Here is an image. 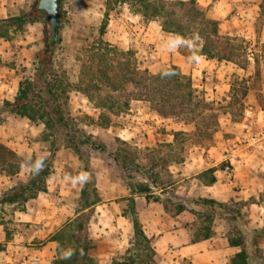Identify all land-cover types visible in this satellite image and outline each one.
Returning a JSON list of instances; mask_svg holds the SVG:
<instances>
[{"label":"rangeland","instance_id":"1","mask_svg":"<svg viewBox=\"0 0 264 264\" xmlns=\"http://www.w3.org/2000/svg\"><path fill=\"white\" fill-rule=\"evenodd\" d=\"M106 1L62 0L60 40L59 43H55L54 50L55 74L60 75V77L65 75L67 77L63 85L69 89L70 109L73 112L87 114L92 117L96 122L89 127V130L93 127L101 130L102 133L99 135L103 137L107 145V151L104 153L92 152L90 157L91 170L84 171L87 176L86 188H89V190L87 189L88 198L90 200L96 197L99 198L96 187L98 180L91 165L94 153H96L94 156L99 159V166L102 168H104L106 159L114 158L117 160L118 167L124 173L131 189L145 183L142 181L141 176L145 179L147 176L158 178L167 185L170 166L173 165L171 169L178 172L184 165L183 162L192 156H196L198 159V162L195 161L196 159L194 160L195 165L192 168L197 171L206 167L208 162H219L218 168L224 169L227 165H230L231 169L228 172L232 174L235 165H239L240 168L244 167L245 164L241 165L239 160L242 158L247 162L254 153V150H252L254 145L258 141H264V16L260 13L261 0H204L208 15L219 21L221 33L238 37L240 41L237 44L243 45L246 48V53L244 55L241 53L236 58L237 62L220 61L216 66L217 69H220V74H216V72L209 73V76L212 74L213 76L211 79H206L208 75L205 70H200V64L204 63L205 56L197 55L201 48L199 39L182 37L183 39L179 43L180 51L184 54L186 60L190 61L188 63H199L196 66L197 71L192 66L189 76L192 78L194 85H197L194 87L199 94L211 103V110L202 111L201 109L200 115L193 121L189 118V113L177 116L159 114L165 117L166 120H162L163 118L160 117L156 129L151 128L154 126L155 120L146 119L143 128L146 135L142 142H149V144L142 146L140 149L136 145L133 147L127 141L122 140L118 134L112 133L108 129L111 124L108 121L101 120V123L98 122L99 119H96L99 117L100 110L95 107L94 102L88 101L83 93L74 89L73 83L77 79L79 64L67 56L68 50L88 46L99 40L106 12ZM38 4L39 0H0V17L25 14L38 9ZM37 15L50 23L45 11L40 10ZM162 21L161 17L152 20L144 19L136 14L127 3L116 4L108 16L105 33L102 37L117 45L120 49L132 50L140 68H147L151 73H157L159 70H150L148 67L150 63L146 55L149 56L151 51H160L164 42L172 43L176 37H181L165 32L162 29ZM44 26L43 21H36L27 24L23 30L15 32L13 39L8 40L0 37V106L7 99H14L23 75L31 77L35 72L41 51L48 44L44 36ZM142 30L152 31L155 37V42H149L151 50L150 45L149 47L144 46V52L141 50V45L138 47L135 40L137 34ZM156 36L159 38L157 39ZM194 60H198V62H194ZM257 68H259L258 74L256 73ZM207 80L210 84L208 90L202 88V84H206ZM209 91L215 93L216 96L213 98L208 97ZM212 114L215 123H218L217 127L214 126L213 120L210 121L209 119ZM105 115L107 116V114ZM224 122L230 123L231 127L224 126L225 132H220L219 130L222 129L221 125ZM107 123L108 125H106ZM208 123L211 125L208 126ZM215 128L216 130H214ZM149 130L151 131L148 132ZM175 132H179L178 139L180 141L175 142ZM152 134L155 136H152ZM169 134L173 136L170 137ZM57 137V133L47 128L40 120H32L20 115H0V141L18 152L24 161L29 164L34 165L39 160L47 162V165H50L53 170L56 165H61L62 161L74 160V158L79 157L71 148L67 147L65 141ZM174 146H176L177 151ZM234 146L239 149L236 153L238 157L235 158V165L231 163V159H225L231 154L230 147ZM251 163L253 171L258 176L264 177V149L257 152V154L255 153ZM82 165L84 168L86 167L83 160ZM31 172L32 169L29 165L23 166L16 174H7L0 168V189L2 183L13 184V186L8 187V190H10L18 183L27 181ZM67 172L72 173L73 170ZM20 177L26 178L21 181L19 180ZM101 181L103 182L102 179ZM94 183L95 190L92 188ZM234 189L240 190L237 185ZM2 193H0V196ZM85 199L87 197L81 199L83 202L80 200L81 205H78V209L84 207ZM190 200H192L190 201L192 204L196 205L197 210L200 209V211L193 210L194 215L191 217H198L200 225H208L209 220L206 219L216 213L208 211L209 209L203 210L205 206L201 205L202 199L191 198ZM251 201L255 202V206L251 210L250 221L248 220L247 210L243 211V203H238L239 208H242L243 211L238 222L240 225L243 224L250 229L260 231L256 238L257 241L254 242L255 245H258L260 251L257 252V246L254 247V245L252 251L256 256L254 259L257 260L261 257L263 258L261 263L264 264V188L258 190L252 196ZM169 204L174 210H179L182 207L179 200L170 201ZM86 213L79 219V222L85 224V229L78 231V223L76 222L67 230V234L76 231L75 233L84 238L87 235L90 239V252L94 254L93 264L121 263L133 253L134 239L131 238V240L127 235L125 239L121 238L120 242L121 240H123L122 242L125 241L124 243L131 241L130 246L127 245V248L123 246L121 251L114 255L113 259L107 258V260L100 256L97 243L95 244L94 241L97 242V240H102V237H108V235L110 237L113 234L116 238L117 235V232L109 231L112 212L100 211L97 213L96 208L93 207ZM12 214V206L0 203V221L3 220L8 223L12 219ZM248 222H250L249 226ZM151 243L153 246L152 238ZM157 263L161 264L158 261ZM180 264L193 263L183 261Z\"/></svg>","mask_w":264,"mask_h":264},{"label":"trees","instance_id":"2","mask_svg":"<svg viewBox=\"0 0 264 264\" xmlns=\"http://www.w3.org/2000/svg\"><path fill=\"white\" fill-rule=\"evenodd\" d=\"M120 3H127L136 14L146 20L161 17L163 19L162 29L165 32L199 39L201 48L197 53L198 56H206L217 61L237 62L236 58L241 53L243 55L246 53V48L237 44L240 41L238 37L221 33L219 21L210 17L206 7L198 0H107L99 40L88 46L68 50L67 55L79 64L77 79L73 83L74 89L83 93L100 109L98 122L108 121L110 123L111 116L120 115L127 110L133 99L149 101L160 115L177 116L189 113L188 116L192 121L200 115L201 109L202 111L211 110V103L199 94L194 87L192 78L183 74L177 65H171L158 73H151L147 68L139 67L132 50L120 49L102 37L110 12L116 4ZM38 12L40 10L36 9L22 15L0 17V37L8 40L13 39L14 33L23 30L27 24L43 21L45 23L44 36L48 42L46 48L41 51L35 72L31 77L23 75L14 99L5 100L0 106V115H20L42 121L47 128L57 133V138L65 141L67 147L71 148L84 161L85 169L91 170L92 152L104 153L107 151V145L102 136L89 131V127L96 122L92 117L73 112L70 109L69 89L63 85L67 77L65 73L64 77L55 74V43H59L60 39L58 38L50 46L51 25L48 20L39 17ZM260 13L264 16V0H261L260 3ZM166 73L169 74L166 75ZM256 73H259V68ZM209 119L213 120L214 126L217 127L218 123H215L213 114ZM209 125L211 124L208 123ZM178 137L179 132H175V142L180 141ZM174 147L177 151L176 146ZM176 151L175 153H177ZM42 164V169L38 173L32 171L27 181L20 182L2 193L0 203L25 204L40 192L46 191L47 180L53 170L50 165H47V162H42ZM25 165L33 166L24 161L18 152L0 141V168L5 173H19ZM215 171L216 167L209 168L203 171L200 177L205 182L213 184L217 181ZM152 180L156 187L165 186V183L158 178L152 177ZM136 187L138 193H147L151 189L148 182L141 183L139 187ZM92 188L95 190V183ZM87 189L89 190V188H84L82 191V199L87 197L84 207L92 209L99 198L90 200ZM201 205L215 213L228 214L232 218L230 243L238 246L240 250L232 257L230 264H263L261 263L263 258L254 259L256 256L252 251V248L256 246V251H260L258 245L254 244L260 231L239 224L238 221L242 215V210L238 208L239 204L232 207L215 199L205 198L201 200ZM128 211L132 215L134 224V251L117 264H158L154 257L155 250L151 238L143 230L136 214L133 199L129 201ZM85 214L87 213L83 212L53 236L57 242L58 251L54 264H93L90 239L87 235L84 238L75 233L76 231L67 234V230L76 222L78 231L85 229V224L79 222L81 216ZM210 216L206 219L209 220L208 225L212 223L213 215ZM208 225L204 226L207 230L205 236L211 232ZM5 249V244L0 242V252ZM69 252L71 255L68 258H63Z\"/></svg>","mask_w":264,"mask_h":264},{"label":"crops","instance_id":"3","mask_svg":"<svg viewBox=\"0 0 264 264\" xmlns=\"http://www.w3.org/2000/svg\"><path fill=\"white\" fill-rule=\"evenodd\" d=\"M198 1L205 5L204 0ZM156 38L159 37L156 36ZM135 40L138 47L141 45V50H143L144 46L149 47V42H155V37L152 31L142 30L137 34ZM173 42H164L160 51H151L149 56L146 55V58L149 59L150 70H159L158 72H160L171 65H177L186 75H189L192 66L197 71L196 66L199 63H188L190 61L186 60L179 45ZM157 45L159 46L158 43ZM219 62L205 56L204 63L200 64V70H205L207 75L212 72L220 74V69L216 67ZM212 76L213 74L208 75L206 79H211ZM209 85L207 80L206 84H202V88L208 90ZM207 96L213 98L216 94L209 91ZM87 100L90 101L88 98ZM160 117L162 116L151 106L149 101L133 99L127 110L120 115H112L108 129L112 133L118 134L122 140L127 141L133 147L136 145L140 149L149 144V142H142L146 135V132L143 131L144 122L146 119L155 120L154 126L151 128L156 129ZM162 118V120L165 119V117ZM98 119L99 117L96 120ZM221 126L222 129L219 131L225 132L224 126L231 127V124L224 122ZM89 131L98 135L102 133L95 127ZM156 134L162 135L161 133ZM152 136L155 135L152 134ZM172 136L170 135V137ZM230 149L233 152L231 151V154L225 159H231V163L235 165V158L238 157L236 153L239 149L235 146ZM262 149H264L263 140L254 145L252 148L254 153L247 162L242 158L239 160L241 165H245L241 168L239 165H235L233 174L224 168H218L219 162H208L203 169L193 170L194 160L196 159L195 161L198 162V159L196 156H192L183 162L184 165L178 172L171 169L173 165L170 166L169 181L165 186L156 187L151 176H147L146 179L141 176L143 182H148L151 185V189L147 193L136 192V186L130 188L124 173L118 167L117 160L106 159L104 168H102L99 166V159L94 156L96 153H94L91 165L97 176L96 187L100 199L93 207L96 208L97 213L100 211L112 212L109 231L117 232L116 238L113 234L110 236L112 238L108 235V237H102V240L94 241L95 244L97 243L99 255L106 259H113L123 246H130L131 241L124 243L125 241L121 240L120 242V239H125L127 235L130 239H134V224L132 215L128 211L129 201L133 199L136 214L143 230L153 240L154 257L158 262L161 264H180L183 261H190L193 264H230L232 257L240 250L238 246L230 243L232 218L228 214H214L212 223L208 225L211 232L205 236L204 233L207 230L204 225L207 226V224L200 225L198 217H191L194 215L193 210L197 209L190 199L212 198L232 207L243 203V211L247 210L250 221L251 210L255 206V202L251 201V198L258 190L264 188V177L258 176L253 171L251 162L255 153L257 154ZM212 167H216L214 174L217 181L210 184L205 182L200 174ZM68 170H73V174L67 172ZM84 171L87 170L83 167L80 157L74 158V160H64L61 165L54 167L52 175L47 180L46 191L40 192L36 197L19 206L17 202L6 204L12 206L13 214L8 223L0 221V242L6 246V249L0 252V264H54L58 251L57 242L53 236L91 208H77L78 205H81L82 191L87 186V178L84 179L82 176L85 174ZM25 178L20 177L19 180L24 181ZM235 185L240 190H235ZM1 186L0 193L8 190V187L13 184L2 183ZM175 200L181 202L180 210H174L170 206V201ZM203 210L208 209L204 207Z\"/></svg>","mask_w":264,"mask_h":264},{"label":"water","instance_id":"4","mask_svg":"<svg viewBox=\"0 0 264 264\" xmlns=\"http://www.w3.org/2000/svg\"><path fill=\"white\" fill-rule=\"evenodd\" d=\"M38 9L45 11L49 17L51 25L50 46H52L60 34L62 0H39Z\"/></svg>","mask_w":264,"mask_h":264},{"label":"clouds","instance_id":"5","mask_svg":"<svg viewBox=\"0 0 264 264\" xmlns=\"http://www.w3.org/2000/svg\"><path fill=\"white\" fill-rule=\"evenodd\" d=\"M183 38L182 37H176L175 39H174V43L176 44V45H179V43L181 42V40H182ZM194 62H198V60H194ZM169 73H166V75H168ZM42 167H43V164H42V162L41 161H36L35 162V164L31 167V169H32V171L34 172V173H38L41 169H42ZM82 176H83V178L84 179H86L87 177H86V174H82ZM71 255V253L69 252L67 255H65L63 258H68V256H70Z\"/></svg>","mask_w":264,"mask_h":264},{"label":"built area","instance_id":"6","mask_svg":"<svg viewBox=\"0 0 264 264\" xmlns=\"http://www.w3.org/2000/svg\"><path fill=\"white\" fill-rule=\"evenodd\" d=\"M225 169H226V171H229L231 168H230V165H227L226 167H225Z\"/></svg>","mask_w":264,"mask_h":264}]
</instances>
